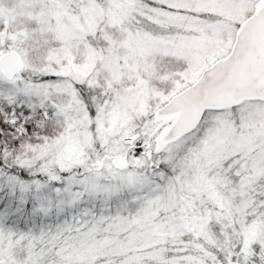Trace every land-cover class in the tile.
<instances>
[{
  "label": "snow or ice",
  "instance_id": "1",
  "mask_svg": "<svg viewBox=\"0 0 264 264\" xmlns=\"http://www.w3.org/2000/svg\"><path fill=\"white\" fill-rule=\"evenodd\" d=\"M0 264H264V0H0Z\"/></svg>",
  "mask_w": 264,
  "mask_h": 264
}]
</instances>
